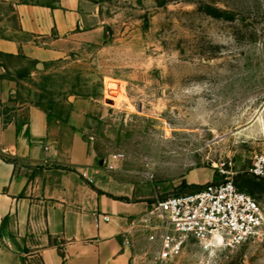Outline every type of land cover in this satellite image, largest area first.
<instances>
[{"label":"rangeland","instance_id":"1","mask_svg":"<svg viewBox=\"0 0 264 264\" xmlns=\"http://www.w3.org/2000/svg\"><path fill=\"white\" fill-rule=\"evenodd\" d=\"M89 1L105 32L81 94L99 162L121 155L109 175L152 203L227 166L264 208V179L248 172L264 150V0ZM156 254L148 244L142 264ZM168 264H264V226L213 250L190 238Z\"/></svg>","mask_w":264,"mask_h":264},{"label":"crops","instance_id":"2","mask_svg":"<svg viewBox=\"0 0 264 264\" xmlns=\"http://www.w3.org/2000/svg\"><path fill=\"white\" fill-rule=\"evenodd\" d=\"M104 32L89 0H0V264H142L152 243L146 193L88 135L81 79Z\"/></svg>","mask_w":264,"mask_h":264},{"label":"built area","instance_id":"3","mask_svg":"<svg viewBox=\"0 0 264 264\" xmlns=\"http://www.w3.org/2000/svg\"><path fill=\"white\" fill-rule=\"evenodd\" d=\"M120 160L121 155L114 154L109 170L117 169ZM248 172L264 179V150L256 155ZM220 175L221 179L200 185L191 192L150 203L140 224L148 240L156 245V264H168L178 257L190 238L205 250H213L235 246L259 235L264 226L261 203L236 185V172L226 166ZM110 219L109 215H103V220Z\"/></svg>","mask_w":264,"mask_h":264},{"label":"trees","instance_id":"4","mask_svg":"<svg viewBox=\"0 0 264 264\" xmlns=\"http://www.w3.org/2000/svg\"><path fill=\"white\" fill-rule=\"evenodd\" d=\"M236 185H237V184H236ZM237 186H238V185H237ZM199 187H200V186H197L196 189L199 188ZM239 188H240V187H239ZM193 190H195V189H193ZM193 190H192V191H193Z\"/></svg>","mask_w":264,"mask_h":264}]
</instances>
